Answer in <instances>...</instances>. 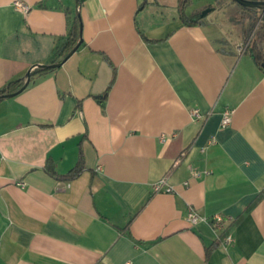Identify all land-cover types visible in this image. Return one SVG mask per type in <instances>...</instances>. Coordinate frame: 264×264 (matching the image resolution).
I'll use <instances>...</instances> for the list:
<instances>
[{
	"label": "crops",
	"instance_id": "obj_1",
	"mask_svg": "<svg viewBox=\"0 0 264 264\" xmlns=\"http://www.w3.org/2000/svg\"><path fill=\"white\" fill-rule=\"evenodd\" d=\"M15 1L0 0V90L60 63L78 16L82 42L0 100V264H264V70L213 5L187 24L180 0ZM81 152L74 179L46 168Z\"/></svg>",
	"mask_w": 264,
	"mask_h": 264
},
{
	"label": "trees",
	"instance_id": "obj_2",
	"mask_svg": "<svg viewBox=\"0 0 264 264\" xmlns=\"http://www.w3.org/2000/svg\"><path fill=\"white\" fill-rule=\"evenodd\" d=\"M233 2L237 3L235 0H232ZM190 3V0H180V11H181V18L185 21L187 24H201V19L199 14L194 15H188L185 11ZM239 4V3H238ZM240 5V4H239ZM244 12L248 13L251 18L250 26L247 30L248 37L251 35V33L254 31L255 27L258 23L261 21V32L259 34V38L262 41L264 39V8H252V7H244L240 5ZM81 38V20L78 17L75 18L74 22L71 25V28L69 30V33L67 35V38L65 42L59 47L57 52V60L59 59L60 62H62L65 58L69 56L71 51L74 49V47L77 45L78 41ZM246 51H248L251 55H253L257 65L264 70L263 63H264V52L260 48L258 42L254 41L252 43H249ZM55 60V61H57ZM55 67H49V66H37L31 71V75H35L37 73H42L48 70H53ZM26 82V78H20L13 81H10L7 83L1 90H0V100H2L4 97L3 95L8 93H13L18 91ZM113 81L109 85V88L111 87ZM107 94V93H106ZM85 163H84V155L80 154L79 160L77 161L76 165L66 174H58L55 170V166L52 162H48L46 165L47 170L51 175L57 177L58 179H74L75 177L79 176L80 173L84 170ZM229 235L228 229L224 230L220 235V241H224V239L227 238Z\"/></svg>",
	"mask_w": 264,
	"mask_h": 264
},
{
	"label": "rangeland",
	"instance_id": "obj_3",
	"mask_svg": "<svg viewBox=\"0 0 264 264\" xmlns=\"http://www.w3.org/2000/svg\"><path fill=\"white\" fill-rule=\"evenodd\" d=\"M209 4H212L215 10L210 12L209 17L214 22L223 23L224 29L227 30L223 39L224 42L237 48L241 46L243 50H246L249 43L256 41L264 52V39L261 41L259 38L262 30L260 23L262 21L257 24L248 37L247 30L250 26L251 18L238 3L232 0H190L188 6L190 10L201 9L204 12L208 9V6L212 7Z\"/></svg>",
	"mask_w": 264,
	"mask_h": 264
},
{
	"label": "built area",
	"instance_id": "obj_4",
	"mask_svg": "<svg viewBox=\"0 0 264 264\" xmlns=\"http://www.w3.org/2000/svg\"><path fill=\"white\" fill-rule=\"evenodd\" d=\"M14 4L19 10H21L25 13L28 12L30 9V6L21 0L15 1ZM240 50H243V48L240 47ZM232 113H233V110H231V109H227L224 111L223 119H222V125L223 126H227L232 122ZM192 114H193V116H195L197 118L202 117V114L199 112V110H194ZM208 173H209L208 170L200 171V170L194 169V168L191 169V174L193 177H199L202 174H208ZM18 184L21 186H25V182H23V181H20ZM165 184H166L165 178L155 182L154 183V190L155 191H161ZM186 184H188V182H186ZM167 190L171 191V188H167ZM187 220L191 224H197L201 221H206L207 218L199 215L193 208H190L188 215H187ZM213 222L217 226L218 229H223V227L225 225L224 217L220 214L214 216ZM231 240H232L231 236H227L226 242L229 243Z\"/></svg>",
	"mask_w": 264,
	"mask_h": 264
},
{
	"label": "water",
	"instance_id": "obj_5",
	"mask_svg": "<svg viewBox=\"0 0 264 264\" xmlns=\"http://www.w3.org/2000/svg\"><path fill=\"white\" fill-rule=\"evenodd\" d=\"M237 3H239L240 5L244 6V7H252V8H264V0H235ZM210 11V9H207L206 11L203 12L202 15H205L206 13H208ZM82 39L78 42V44L74 47V49L71 51L74 52L81 44ZM61 65L60 63H55V64H50V65H44V66H49V67H59ZM263 67H264V63H263ZM31 80V70L28 71L27 75H26V82L25 84L16 92L13 93H8L3 95V97H12L20 92H22L29 84Z\"/></svg>",
	"mask_w": 264,
	"mask_h": 264
}]
</instances>
